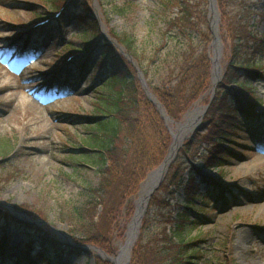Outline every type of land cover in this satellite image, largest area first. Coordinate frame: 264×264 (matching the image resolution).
I'll use <instances>...</instances> for the list:
<instances>
[{
  "label": "trees",
  "instance_id": "16d2710c",
  "mask_svg": "<svg viewBox=\"0 0 264 264\" xmlns=\"http://www.w3.org/2000/svg\"><path fill=\"white\" fill-rule=\"evenodd\" d=\"M216 3L225 55L223 76L211 101L206 96L211 87L208 0H161L158 17L151 14L155 21H146L147 38L140 45L135 37H115L124 45L131 61L107 39L99 38L97 23L90 13L84 15L87 18L81 16L95 35L85 41V49L91 46L102 49L94 69L100 71L98 75L104 80L96 87L99 91L92 112L80 118L86 131L78 137L73 164L68 162L76 166L72 172L64 168L62 176L76 182L80 178L77 174L89 167L95 169L97 181L85 191L61 197L60 212L69 224L70 243L54 239L45 227L21 221L39 239L36 247L31 245V240L26 243V261L35 255L42 264H68L64 257L84 252V245L113 253L111 237H123L135 209L140 183L161 163L172 141L163 118L147 97L133 62L142 71L149 91L173 120L180 121L201 97L208 108L200 125L179 147L159 188L150 197L129 264L201 261L203 251L199 243L203 240L188 238L187 234L207 220L206 204L210 203V197L219 192L226 194L228 189L221 188V184L200 169H220L232 157L225 144L236 140L244 121L255 119L250 107L257 104V99L249 79L258 80L264 75L260 65L264 58V32L255 28L254 15L252 23L251 17L244 21L245 12L253 9L252 5L235 14V0H216ZM84 7L90 11L85 0ZM90 62L87 57L83 65ZM11 147L9 141H0V155H5ZM197 160L203 164L195 166ZM21 210L30 214L22 207ZM4 240L2 236L0 255L4 252ZM95 262L112 264L99 256Z\"/></svg>",
  "mask_w": 264,
  "mask_h": 264
},
{
  "label": "rangeland",
  "instance_id": "374dc122",
  "mask_svg": "<svg viewBox=\"0 0 264 264\" xmlns=\"http://www.w3.org/2000/svg\"><path fill=\"white\" fill-rule=\"evenodd\" d=\"M65 1L67 5L62 6ZM85 1L90 11L85 9L84 0H0V141L12 145L0 155V204L11 215L28 221L19 210L26 209L34 223L37 221L51 232L50 236L64 242L70 237L69 224L60 212L61 197L76 195L97 181L95 169L89 167L77 174L80 178L76 182L62 176L64 168L72 172L76 166L72 165L73 155L78 152L75 147L86 131L80 118L92 112L99 91L96 87L104 80L94 69L102 49L84 50L85 41L95 35L81 16L90 13L99 38L116 48L117 36L135 37L140 45L147 38L146 21L158 17L161 9V0ZM235 4V14L252 5L244 21L251 17L252 23L254 15L255 28L264 32V0H235ZM221 41L223 73L225 45ZM86 57L91 62L83 69ZM260 63L264 71V58ZM249 83L257 99L259 120L244 121L236 140L225 144L233 154L220 169L201 171L228 190L210 197L207 220L187 234L188 238L203 240L199 243L203 258L198 264H264V75L258 80L249 79ZM206 96L209 98V93ZM203 99L191 106L180 122L169 121L168 127L176 133L193 108L202 109ZM194 130L185 133L184 139ZM4 220L3 216L0 225L5 224ZM26 230L16 224L6 227L7 248L12 256L11 263L3 264H42L35 255L23 259L26 241L33 239V247L39 245V239ZM111 240L114 251H104L108 256L118 252L125 235L121 239L112 236ZM84 247V252L66 255L63 261L96 264L98 251L91 245Z\"/></svg>",
  "mask_w": 264,
  "mask_h": 264
},
{
  "label": "water",
  "instance_id": "95a60500",
  "mask_svg": "<svg viewBox=\"0 0 264 264\" xmlns=\"http://www.w3.org/2000/svg\"><path fill=\"white\" fill-rule=\"evenodd\" d=\"M209 11L211 13V22H210V30L212 32V41H211V46H212V55L210 57L211 63H212V71H211V82H212V87H211V93L213 94L214 92V88L216 83L219 81L220 79V66H219V58L221 55V41H220V37H219V13L217 10V7L215 5V0H209ZM139 77L143 83V85L145 86V81L144 78L142 76L141 73H139ZM148 96L149 98L153 101V103L157 106V108L159 109V112L161 114V116L163 117L165 123H167V121L169 120L168 116L166 115L164 109L161 107L160 103L151 95V93L148 92ZM206 106L200 111V113L197 115V119H196V124L199 122L202 113L204 112ZM196 110V109H194ZM196 124L194 126H196ZM186 126V120L180 124L177 133H173L170 130V133L172 135V142L169 146L168 152L166 154V156L164 157L163 161L155 168L153 169L151 172H149L148 176L153 173V172H158V175L156 177V179L153 181V183L151 184V186L149 187V189L147 190V192L145 193V196L143 198H141L139 196L137 204L135 206V211L133 213V216L131 217L128 225H127V229H126V234L127 231L130 230V228L132 229V237L131 240H129V244L126 243V247L124 250V263L123 264H128L129 260H130V255H131V251L132 248L138 238V234H139V227H140V223H141V218L144 214L147 202L149 197L152 195V193L154 192V190H156L158 188V186L160 185L161 181L164 178V175L167 171V168L169 166V164L172 162V160L175 157V154L177 152L178 147L180 146L183 138L185 137V133L189 132L190 130H192V128L194 126H192L189 130L185 128ZM180 135V136H179ZM126 240V239H125ZM125 243V241H124ZM122 246H119V250H118V254L120 253ZM96 250L99 251V253L101 255H103L104 257H106L108 260H110L113 264H119L117 257L118 254H116V257H111L108 256L106 253H104L103 251L99 250L98 248H96Z\"/></svg>",
  "mask_w": 264,
  "mask_h": 264
},
{
  "label": "bare ground",
  "instance_id": "6f19581e",
  "mask_svg": "<svg viewBox=\"0 0 264 264\" xmlns=\"http://www.w3.org/2000/svg\"><path fill=\"white\" fill-rule=\"evenodd\" d=\"M199 113H200L199 109L193 110V111H191L189 113V115L186 118V126H185L186 129L189 130L192 126L195 125L196 119H197V115ZM157 175H158V172H153L143 182V184L141 186V190H140V197L141 198H143L145 196V193L147 192V190L149 189V187L151 186L153 181L156 179ZM131 230L132 229L130 228V230L127 231L125 243L121 244L122 248H121L120 253L118 254V257H117V260H118L119 264H123L124 263V250H125V247H126V243L129 244V240H131V237H132V231Z\"/></svg>",
  "mask_w": 264,
  "mask_h": 264
}]
</instances>
